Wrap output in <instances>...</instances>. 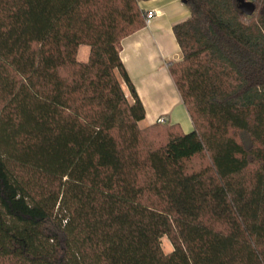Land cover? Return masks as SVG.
<instances>
[{
  "label": "trees",
  "instance_id": "16d2710c",
  "mask_svg": "<svg viewBox=\"0 0 264 264\" xmlns=\"http://www.w3.org/2000/svg\"><path fill=\"white\" fill-rule=\"evenodd\" d=\"M139 1L0 0V264H264V0H183L187 133L140 125Z\"/></svg>",
  "mask_w": 264,
  "mask_h": 264
},
{
  "label": "crops",
  "instance_id": "0c3cea01",
  "mask_svg": "<svg viewBox=\"0 0 264 264\" xmlns=\"http://www.w3.org/2000/svg\"><path fill=\"white\" fill-rule=\"evenodd\" d=\"M139 7L155 16L149 23L120 42V57L145 110L146 127L163 118L178 124L184 132L194 125L182 100L169 65L182 59L174 26L187 20L190 11L183 0H141ZM124 92L131 98L130 89Z\"/></svg>",
  "mask_w": 264,
  "mask_h": 264
},
{
  "label": "rangeland",
  "instance_id": "374dc122",
  "mask_svg": "<svg viewBox=\"0 0 264 264\" xmlns=\"http://www.w3.org/2000/svg\"><path fill=\"white\" fill-rule=\"evenodd\" d=\"M89 50H90L89 46L81 45L79 47V51H78V59L80 61H87L88 56H89ZM203 162H205V160H203ZM200 163H202V159H195L194 160V166L195 167H198L200 165ZM161 244H162V247H163V250L165 253H169L172 250V245H171V243L167 237H163L161 239Z\"/></svg>",
  "mask_w": 264,
  "mask_h": 264
},
{
  "label": "water",
  "instance_id": "95a60500",
  "mask_svg": "<svg viewBox=\"0 0 264 264\" xmlns=\"http://www.w3.org/2000/svg\"><path fill=\"white\" fill-rule=\"evenodd\" d=\"M239 3L241 11L247 16L252 15L256 10V6L253 2L239 0Z\"/></svg>",
  "mask_w": 264,
  "mask_h": 264
},
{
  "label": "built area",
  "instance_id": "2783aa9c",
  "mask_svg": "<svg viewBox=\"0 0 264 264\" xmlns=\"http://www.w3.org/2000/svg\"><path fill=\"white\" fill-rule=\"evenodd\" d=\"M248 1H249V2H253V0H248ZM154 16H155V13H154L152 10L146 12V15H145V23H149L150 20H151ZM158 122L166 123L167 121H166L165 119H163V118H160V119L158 120Z\"/></svg>",
  "mask_w": 264,
  "mask_h": 264
}]
</instances>
